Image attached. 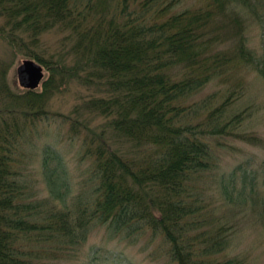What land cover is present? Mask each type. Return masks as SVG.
I'll list each match as a JSON object with an SVG mask.
<instances>
[{"label":"trees","instance_id":"1","mask_svg":"<svg viewBox=\"0 0 264 264\" xmlns=\"http://www.w3.org/2000/svg\"><path fill=\"white\" fill-rule=\"evenodd\" d=\"M183 1L0 0L1 38L49 73L41 91L21 89L16 80L18 90L8 88L24 121L16 115L0 121V264H65L97 227L112 238L159 240L165 264H243L220 258L236 224L208 212L200 180L218 168L215 145L224 137L264 148V137L239 129L250 114L231 106L247 88L241 70L256 66V58L264 78V56L249 47L241 14L264 8V0H205L177 10ZM55 27L73 40L72 66L34 49ZM262 28L264 37V21ZM74 76L100 85L103 94L87 100V108L108 126L70 122V138L80 136L87 164L79 185L52 144L40 155L26 153L60 118L45 106ZM214 81L225 85L220 104L212 95L190 99ZM36 154L38 177L27 165ZM241 168L219 179L230 204L246 195Z\"/></svg>","mask_w":264,"mask_h":264},{"label":"rangeland","instance_id":"2","mask_svg":"<svg viewBox=\"0 0 264 264\" xmlns=\"http://www.w3.org/2000/svg\"><path fill=\"white\" fill-rule=\"evenodd\" d=\"M203 2L205 0H184L181 3L183 5H178L176 9L197 6ZM247 9L242 12L243 9L241 14L247 23L248 45L255 51L258 58L262 59L264 56L262 28L264 19L260 22L259 17L264 15V8L256 5V7H249V11ZM1 15L0 10V27L4 23ZM68 34L60 27L50 28L42 34L34 49L45 60L54 58L55 61L57 59L56 62L62 63L61 65H65L67 61V64L72 66L75 55L72 50L73 40L67 37ZM17 35L21 36L18 33ZM21 37L28 43L27 34ZM22 53L23 50H15L0 36V121L15 115L19 117L20 123L24 121L22 113L24 108L14 101L15 97L11 95L12 92L8 91V88L12 91L18 90L14 81L16 80V68L19 62L26 57ZM259 64L256 58V66L251 64L241 70L247 88L243 96L235 99L231 106L239 111H247V116L248 113L250 114L239 129L264 137V78L254 68ZM46 72L47 77L49 73L47 70ZM224 87L225 85L217 81L211 82L190 99L197 101L212 95L214 96L213 105H218L223 101ZM100 94H103V90L99 84L89 80H78L76 76L66 79V85L55 92L45 106L47 111L60 114V118L52 119L48 129L40 130L41 137L34 138L31 145L26 147V153L30 154L35 151L40 155L41 148L47 142L52 144L64 155L72 173V181L75 185H79L84 179V168L87 164L80 160V136L70 138V122L78 118L94 130L105 128L106 119H102L97 113H92L87 108V100ZM222 141V146L215 145L219 160L218 168L206 171L204 181L200 180L201 193L205 201L204 205L209 207L208 212H213L215 217H220L221 220L229 219L230 222L236 224L232 241L220 258L238 257L243 264H264V148L232 137H224ZM27 165L28 168L29 165L31 166L38 177L40 165L37 154L34 160L28 162ZM241 165L243 168H241V175H243V170H246L248 176L247 180L240 184L245 187L246 195L238 203L230 204L219 192V179L222 174ZM236 178L240 180L239 176ZM39 187L42 191L44 186L40 184ZM147 238L149 237L143 236L137 241L120 237L112 238L105 228L97 227L91 233L78 257L65 264H165V259L158 249L160 241L156 240V244H149ZM155 251H158L157 258L154 257Z\"/></svg>","mask_w":264,"mask_h":264},{"label":"water","instance_id":"3","mask_svg":"<svg viewBox=\"0 0 264 264\" xmlns=\"http://www.w3.org/2000/svg\"><path fill=\"white\" fill-rule=\"evenodd\" d=\"M17 75L21 86L34 89L44 77L43 67L34 60L25 59L17 67Z\"/></svg>","mask_w":264,"mask_h":264}]
</instances>
